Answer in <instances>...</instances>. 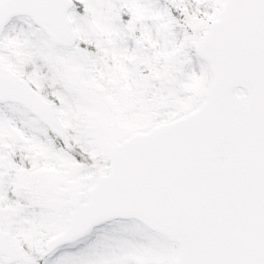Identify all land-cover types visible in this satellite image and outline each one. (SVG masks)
Listing matches in <instances>:
<instances>
[{
    "label": "snow or ice",
    "instance_id": "6c2138e0",
    "mask_svg": "<svg viewBox=\"0 0 264 264\" xmlns=\"http://www.w3.org/2000/svg\"><path fill=\"white\" fill-rule=\"evenodd\" d=\"M0 264H264V0H0Z\"/></svg>",
    "mask_w": 264,
    "mask_h": 264
}]
</instances>
